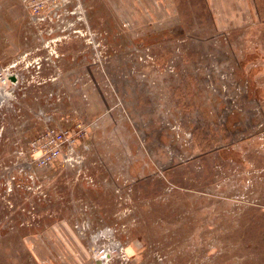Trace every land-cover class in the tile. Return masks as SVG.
<instances>
[{
    "label": "rangeland",
    "instance_id": "obj_1",
    "mask_svg": "<svg viewBox=\"0 0 264 264\" xmlns=\"http://www.w3.org/2000/svg\"><path fill=\"white\" fill-rule=\"evenodd\" d=\"M0 264H264V0H0Z\"/></svg>",
    "mask_w": 264,
    "mask_h": 264
},
{
    "label": "built area",
    "instance_id": "obj_2",
    "mask_svg": "<svg viewBox=\"0 0 264 264\" xmlns=\"http://www.w3.org/2000/svg\"><path fill=\"white\" fill-rule=\"evenodd\" d=\"M26 6L28 7L29 5ZM30 7H32V2ZM35 8L38 9V6ZM51 13L47 15L48 18ZM42 18L44 19L45 15H42ZM57 127V125L50 127L40 136L33 140L31 139L32 153L36 157L37 165L40 167H49L61 156H64V160L68 161L73 155H77L74 149L75 138L72 137L66 127Z\"/></svg>",
    "mask_w": 264,
    "mask_h": 264
},
{
    "label": "crops",
    "instance_id": "obj_3",
    "mask_svg": "<svg viewBox=\"0 0 264 264\" xmlns=\"http://www.w3.org/2000/svg\"><path fill=\"white\" fill-rule=\"evenodd\" d=\"M112 15H113V17L114 16H116V20H118V11H116V10H114L112 13H111V15H110V17H111V19H112ZM52 17V18H51ZM51 17H49V19H51V20H54V18L56 17V14L54 15V16H52L51 15ZM115 18V17H114ZM30 21H32V19L30 20ZM33 22V21H32ZM71 24V23H70ZM69 24V25H70ZM57 122V121H56ZM61 122V121H60ZM62 124H65V125H68V124H70V123H68L67 121H63V122H61Z\"/></svg>",
    "mask_w": 264,
    "mask_h": 264
}]
</instances>
